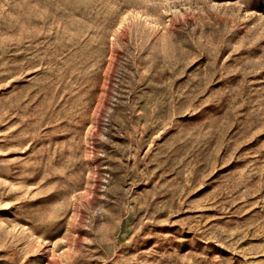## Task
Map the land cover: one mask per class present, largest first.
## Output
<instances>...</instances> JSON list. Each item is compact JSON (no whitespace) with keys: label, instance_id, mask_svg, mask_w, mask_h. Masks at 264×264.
<instances>
[{"label":"rangeland","instance_id":"374dc122","mask_svg":"<svg viewBox=\"0 0 264 264\" xmlns=\"http://www.w3.org/2000/svg\"><path fill=\"white\" fill-rule=\"evenodd\" d=\"M0 264H264V0H0Z\"/></svg>","mask_w":264,"mask_h":264}]
</instances>
